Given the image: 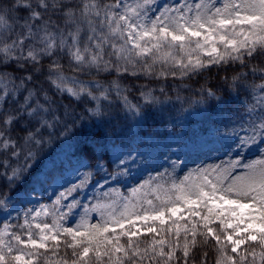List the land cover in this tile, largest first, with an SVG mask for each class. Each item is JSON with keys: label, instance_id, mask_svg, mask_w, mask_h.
Listing matches in <instances>:
<instances>
[{"label": "snow or ice", "instance_id": "1", "mask_svg": "<svg viewBox=\"0 0 264 264\" xmlns=\"http://www.w3.org/2000/svg\"><path fill=\"white\" fill-rule=\"evenodd\" d=\"M155 3L156 0H10L7 6L0 7V180L9 192H0V207L26 184L31 185L33 192L37 188L63 189L56 194L51 208L41 205L29 210L35 213L33 220L51 215V224L25 220L20 228L27 230L26 239L8 224L0 229V264H38L41 259L49 264L58 256L61 236L69 238L63 243L71 250V264H105V260L107 264H143L146 259L189 264L198 236L203 237L205 244L209 238L216 242L215 264H264V158L246 164L230 160L225 165L198 169L195 175L190 173L166 188H152L157 178L150 176L144 184L133 187L129 195L115 189L106 192V196L114 195L115 199L108 205L109 210L100 212L97 223L81 219L66 224L78 203L73 194L92 175L80 173V169L103 167L100 162L108 159L110 151L124 169L113 173V179L127 175V167L136 164L137 155L142 165L147 161L121 139L123 132L130 140H140L139 123L111 131L103 126L105 113L99 101L108 100L113 90L119 94L120 86L95 83L94 88L90 87L64 75L62 65L53 57L65 54L81 72H128L129 67L135 69L141 62L147 72L151 68L147 61L151 60L174 65L181 75L229 61H240L244 66L246 59L264 57V0H183L154 13ZM252 71L258 74L259 84L230 85V93H238L241 87L251 90L253 102L245 108L249 120L241 145L256 143L258 138L264 143V67ZM237 80L243 81V76L233 77L234 82ZM50 90L78 102L95 101L94 107L84 109L93 119L92 130L73 131L56 114V101L49 95ZM207 95L219 101L217 107L222 111L228 109L232 100L231 94L222 98L209 90ZM142 96L146 103L153 102L149 95ZM123 104L137 122L146 119L139 106L131 105L126 96ZM61 124L62 129L57 132ZM214 131L192 128L179 136L203 139L206 134L210 138ZM261 156L264 157V149ZM72 176L79 182L71 180ZM146 187L152 188L158 205L147 198V193L138 198ZM64 201L69 202L61 207ZM97 207L104 208L94 205L93 210ZM184 210L187 215H177ZM181 219L184 224L179 223ZM138 221L146 233L155 234L144 250L133 240L141 234ZM156 222L160 227L155 226ZM173 227L175 246L170 239ZM182 232L185 242L181 258L177 250ZM121 237H127V245L121 243ZM49 240L56 245L50 247ZM207 256L205 252L202 264H206ZM56 264L68 261L56 259Z\"/></svg>", "mask_w": 264, "mask_h": 264}, {"label": "trees", "instance_id": "2", "mask_svg": "<svg viewBox=\"0 0 264 264\" xmlns=\"http://www.w3.org/2000/svg\"><path fill=\"white\" fill-rule=\"evenodd\" d=\"M176 0H156V3L152 6L153 12L163 6H173L178 4ZM183 1V0H181ZM71 3H75L76 0H70ZM105 3H110L112 0H104ZM193 0H189L192 3ZM195 2H201V0H195ZM208 2V0H205ZM212 2V0H210ZM10 3V0H0V7H5ZM158 3H161L160 5ZM158 14V13H157ZM55 20V17H53ZM9 23H12L10 20ZM53 59H57L62 65L63 74L68 77H75L80 81H84L94 88V84L98 83L103 87H109L112 84H118L120 86L119 94L116 91L109 93V99H101L99 103L102 105V110L105 113L103 117V126L112 129H127L129 127H136L139 123V127L142 128L141 139H129L125 133H121V139L125 140V144L129 145L132 149H135L137 153H142L144 159L147 161L145 165L141 164V157L137 155L136 164H130L127 167V175H119L116 177L118 186L121 189L122 195H129L133 187H138L149 180V177L157 178L152 188H156L157 185H162L165 188L172 183H179L186 175L190 173L196 174L194 167L190 166L183 174L179 173V165L175 161V157L178 153H187L192 149H199L205 143V137L203 139H189L186 134L181 139L179 136L181 133H185L192 128L200 130L215 129L212 133L214 138L219 144V151L223 152L230 160H239L241 164H246L252 161L250 158H243L241 156H234L237 148L248 147L250 149L261 148L264 143L259 142V138L256 143H248L241 145L240 139L246 138L244 129L248 127L249 116L246 114L245 108L248 104H251L252 96L250 89L240 88L239 92L232 91L230 93V85L241 84L246 82L248 84H259L261 81L258 78V74H253V68L264 67V57H257L255 59L245 60V65L242 66L240 61H229L227 64L211 65L202 69L187 72L181 75V70L171 64H164L163 62L152 63L148 60L147 63L151 64V68L146 72L144 69V62L136 65L135 69L129 67L128 72H116L112 70L97 71L96 69L85 70L81 72L73 67L65 54H59ZM108 59V57H106ZM207 59V57H203ZM45 66L49 63L46 58ZM9 71L10 69H4ZM175 72V75H173ZM243 76V81H233V77ZM47 87V85H45ZM213 91L216 96L227 98L230 94L232 100L229 103L228 109L221 110L217 107L219 101L214 97H208V91ZM96 94L99 95V90H96ZM142 94L149 95L153 100L152 103H146ZM49 95L53 97L56 104L53 106L57 109L56 114L60 115L69 124V127L75 132L92 130L93 119H90L85 113L84 109L87 107H94L95 101H74L66 94L64 96L54 95V90L49 91ZM127 97L128 102L131 105L139 106L140 111L146 116V119L137 120L134 118V114L128 113L125 110L123 104V97ZM86 99V98H85ZM247 102V103H246ZM74 122V127H73ZM62 124L57 127V132L61 131ZM150 141V142H149ZM119 143V141H117ZM158 159H161L162 163L153 173L144 174L137 183H133L136 179L135 173L142 172L145 168L150 167ZM103 167L82 168L80 173L91 172L92 175L85 186H83L73 196L77 205L73 208L72 213L68 218L69 224H75L81 219L87 220L89 223H97L100 220V212L107 211L105 208L97 207L93 210L94 205H101L106 203L115 197L106 196L96 189H93L88 198L82 199L85 190L90 187L97 178L102 176H110L115 172L124 171L119 165V162L113 161V155L111 151L107 160L101 161ZM85 164H89L87 158H85ZM111 164V167H109ZM242 170V169H240ZM238 170V171H240ZM3 169H0L2 172ZM9 169V173H10ZM162 177V178H160ZM126 178H130L131 185L129 187H122ZM78 183L79 181L76 180ZM3 180H0V192L5 195H9L8 189L3 187ZM152 188H145L138 194V198L144 197L147 193V198L153 199L154 204H159V201L155 200V196L152 193ZM63 191V190H62ZM31 192V185H24L23 190L18 194L12 195L11 199L7 203L0 207V213L7 207H9L14 201L20 198V193ZM33 192V191H32ZM36 193V191L34 192ZM58 194V193H57ZM44 196V195H43ZM56 199V195L54 197ZM46 200V196L43 198ZM80 200V201H79ZM49 208L52 207V201L48 202ZM147 207V205H145ZM66 211V210H65ZM178 216L187 215V210L182 213H178ZM167 220V214H166ZM53 217L51 215L43 216L39 219V222L52 223ZM180 224H184L185 220H179ZM8 225L12 227L14 231L20 232L23 235L27 234L26 229H21L20 225H23L22 213L16 211V216L11 220H8ZM0 222V226H1ZM6 225V223H5ZM156 227H160L156 222ZM127 227V226H126ZM165 228L168 227L166 224ZM214 229L219 231V226L214 224ZM137 228L141 229L139 238H133L134 242L138 243L141 250L148 248L151 245V241L155 234H148L144 229L142 222H137ZM34 231H36L34 229ZM119 231V229L117 230ZM135 231V229H133ZM166 238L168 234L165 233ZM159 239V236H155ZM173 245L177 243V237L175 236V228L173 227V233L170 237ZM61 243L59 245V252L56 259H67L68 264H71V250L66 249L63 241L69 240V238L61 236ZM188 240L191 241V236H188ZM185 237L183 232L178 238L180 248L177 250V255L182 258L183 256V244ZM50 247H54L56 242L49 240L47 242ZM121 243L127 245V237H121ZM257 250H259L257 248ZM42 252L44 250H41ZM167 251V248L165 249ZM205 252L208 253L206 264H215V260L218 256L216 251V242L209 238V242L205 244L203 237H197V246L191 249L189 264H202ZM52 256V253H48ZM56 259L49 261V264H56ZM38 264H45L43 259L38 261ZM107 264V260H105ZM139 264V262H138ZM143 264H163V261L157 259L153 262L146 259ZM170 264H178L177 261H172Z\"/></svg>", "mask_w": 264, "mask_h": 264}, {"label": "rangeland", "instance_id": "3", "mask_svg": "<svg viewBox=\"0 0 264 264\" xmlns=\"http://www.w3.org/2000/svg\"><path fill=\"white\" fill-rule=\"evenodd\" d=\"M177 2L182 3L183 1L176 0L175 3ZM216 2L217 0H212L211 3H216ZM220 2L223 3L224 0H220ZM158 4L160 5L161 3H158ZM261 149H264V145L261 148H258L255 150L250 149L248 147H244V148L240 147L235 150L234 156H241L243 158L248 157L251 160L264 158L261 156ZM113 161H116L115 156H113ZM175 161L179 165V173L183 174V172L186 169H188L190 166L194 167V169L197 172L198 169L211 168L217 165H225L227 164V162L230 161V158H227L223 152L219 151V144L213 135H211L210 138L206 135L205 143L201 148L189 150L187 153H178L175 157ZM161 163H162L161 159H158L153 164H151L150 167L145 168L144 171L140 173L136 172L135 173L136 179L134 180L133 183H137L138 180L141 179L144 174L153 173L156 169H158ZM76 175L78 176L79 173H77ZM70 179L76 180V176H72L70 177ZM118 182L119 180H117L116 178L113 179L112 175L99 177L97 178L95 183H93L90 187H88L85 190L80 200L88 198L92 190L96 189V187L99 192L104 193V194L106 192H111L113 189L121 193V189L118 186ZM131 183L132 182L130 178H126L123 182L122 187H129ZM62 190H63L62 188H52V189H47V190H41L37 188L36 193L32 191L26 194L20 193L19 194L20 198L14 201L9 207L5 208L0 213V222L2 224L0 226V229H2L5 226V223L7 224L8 220H11L12 218L16 216V211H20L22 213L23 222H25V220H28L32 223L39 222V219H41L43 215L33 220V216L35 215V213L34 211L29 213V210H37L40 208L41 205L47 206L48 202L54 201L55 195L59 191H62ZM43 195L46 196V200L43 199L44 198ZM112 197H115V196L113 195ZM68 202L69 201L62 202L61 207L63 206V204H66ZM110 203H111V200L106 203H102L101 205H103L105 209L109 210L108 205ZM66 224H69L68 221H66ZM36 232H38V230H36ZM23 236L25 239L27 238V234ZM36 238L38 239V236Z\"/></svg>", "mask_w": 264, "mask_h": 264}]
</instances>
